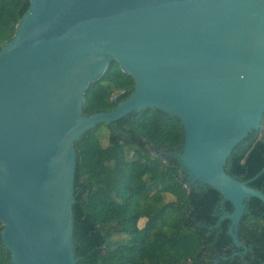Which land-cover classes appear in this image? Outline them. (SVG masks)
<instances>
[{
  "label": "water",
  "instance_id": "obj_1",
  "mask_svg": "<svg viewBox=\"0 0 264 264\" xmlns=\"http://www.w3.org/2000/svg\"><path fill=\"white\" fill-rule=\"evenodd\" d=\"M117 62L131 95L83 115V94ZM156 109L176 117L188 187L232 206L218 219L238 239L246 201L264 193L229 176L237 147L262 130L264 0H31L0 49V237L10 264H78L74 143L98 125Z\"/></svg>",
  "mask_w": 264,
  "mask_h": 264
},
{
  "label": "trees",
  "instance_id": "obj_2",
  "mask_svg": "<svg viewBox=\"0 0 264 264\" xmlns=\"http://www.w3.org/2000/svg\"><path fill=\"white\" fill-rule=\"evenodd\" d=\"M30 1L0 0V49ZM134 87L117 62L109 63L83 94V115L113 110ZM99 126L74 143L78 264H264V204L246 201L238 227L242 254L228 234L230 222L218 224L232 206L211 188L187 186L176 156L183 144L176 117L153 108L132 112L103 125L105 145ZM225 171L264 193V114L261 134L235 149ZM0 264H10L1 237Z\"/></svg>",
  "mask_w": 264,
  "mask_h": 264
},
{
  "label": "rangeland",
  "instance_id": "obj_3",
  "mask_svg": "<svg viewBox=\"0 0 264 264\" xmlns=\"http://www.w3.org/2000/svg\"><path fill=\"white\" fill-rule=\"evenodd\" d=\"M96 130H97L96 131L97 136H102V141H103V144L105 145L106 144L105 140H106V136H107L106 128L103 125H100ZM142 224H143V221L140 222V225H142Z\"/></svg>",
  "mask_w": 264,
  "mask_h": 264
}]
</instances>
